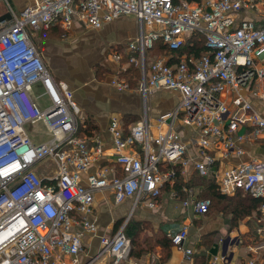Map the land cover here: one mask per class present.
<instances>
[{
	"label": "built area",
	"instance_id": "built-area-1",
	"mask_svg": "<svg viewBox=\"0 0 264 264\" xmlns=\"http://www.w3.org/2000/svg\"><path fill=\"white\" fill-rule=\"evenodd\" d=\"M0 3L7 6L0 14V264H96L105 255L110 264H137L126 223L101 237L96 257L81 259L84 236L98 229L93 217L101 191L111 192L117 204L131 199V214L140 206L156 209L167 193L185 211L205 215L211 200L199 198L198 186L184 187L185 198L175 190L180 176L189 181L197 173L225 195L242 191L264 199V158L227 165L232 155H246V143L264 141V115L251 100L264 89V20L258 24L241 15L254 10L256 0H32L17 8L11 0ZM124 16L137 20L139 32L124 49L129 61L123 64L118 50L114 61L122 71L132 63L140 68L137 90L145 101L161 90L178 93L180 101L155 126L148 103L129 129L113 117V164L90 172L104 146L96 139L90 147L77 134L80 108L73 92L55 80L34 37L53 25L99 29ZM196 34L205 38L207 52L176 57L173 51ZM158 40L170 53L150 59ZM111 85L133 88L119 76ZM35 125H42L46 139L30 136L28 127ZM170 237L187 264H195L194 250L185 247L189 225ZM219 260L226 259L212 264Z\"/></svg>",
	"mask_w": 264,
	"mask_h": 264
},
{
	"label": "crops",
	"instance_id": "crops-1",
	"mask_svg": "<svg viewBox=\"0 0 264 264\" xmlns=\"http://www.w3.org/2000/svg\"><path fill=\"white\" fill-rule=\"evenodd\" d=\"M30 1L32 0H15L19 6ZM256 5L254 10H244L241 15L244 19H251L260 24L264 20V0H256ZM138 32L137 20L132 16H124L104 22L99 29L74 23L70 31H64L53 25L34 37L35 44L55 80L67 82L73 92L74 100L80 108L78 121L81 128L77 134L86 139L90 147H96V139L104 146L105 154L95 159L90 172L113 164V141L109 130L113 117H118L124 128L129 129L134 123L127 122L126 117L141 119L144 103H148L149 119L155 126L157 118L174 109L180 101L178 93L169 90L156 91L145 101L135 87L132 90L119 91L111 85L115 76L123 78L122 70L113 59V53L124 50ZM82 38H85L84 41ZM39 88L38 86L36 89ZM251 100L254 108L264 115V89L259 88L258 97H251ZM245 147L246 155L241 158L232 155L227 160V165L247 160L251 156L264 158L263 139L248 142ZM198 189L201 192L200 186ZM95 207L93 218L98 229L95 234L86 233L84 236L81 259L85 262L98 255L102 236H113L125 223L127 226L130 220H135L143 224L141 243L146 237L155 236L154 233L159 231L155 230L156 228L167 226L168 231L178 232L183 225H189V240L185 247L194 250L192 261L195 264H212L215 258L221 256L226 260H219L216 264H248L251 260H254L255 264H264L262 210L260 216L254 212L252 216L247 217L248 221L240 219L234 226L231 214L226 215L216 209L208 215H196L191 209L185 211L181 203L172 201L167 193H164L156 209L140 206L131 214V199L117 204L111 192L101 191L96 194ZM149 226L151 229L147 230ZM224 228L229 231L227 236L221 234ZM250 231H259L260 235L256 234L259 239H254L253 234L250 236ZM205 235L213 238L209 246L203 244ZM227 237L230 240L225 251ZM202 253L205 259H196L197 254ZM110 260L108 255L101 256L96 264H110ZM132 260L137 264H187L184 250L175 245H172L169 253L157 245L145 252L141 258L132 257Z\"/></svg>",
	"mask_w": 264,
	"mask_h": 264
},
{
	"label": "trees",
	"instance_id": "trees-1",
	"mask_svg": "<svg viewBox=\"0 0 264 264\" xmlns=\"http://www.w3.org/2000/svg\"><path fill=\"white\" fill-rule=\"evenodd\" d=\"M178 2L179 0H175ZM190 2H200L201 0H188ZM123 53V64L127 63L130 56L124 52L123 49L119 50ZM207 52L205 47V38L202 35L196 34L189 37L185 47L173 51L176 57H180L184 53L188 55H194L196 58L200 57L203 53ZM170 50L163 44L162 40L156 41L155 48L153 49L151 56L165 55L169 54ZM140 68L135 64L128 65L125 71L121 72L122 79L127 80L130 85L137 88L140 80ZM127 122L135 123L138 122V117L132 119L127 118ZM81 128V123L78 121V130ZM188 186H200L201 192L199 193V198H208L211 200V207L209 212L215 211L216 209L223 211L226 215L231 214L235 226L238 224L239 220L246 217L252 216L255 212L257 216H260L261 205L264 203L263 198H254L249 193H243L242 191L236 192L234 195H225L217 187L216 183L210 178H204L197 173L192 174L189 181L185 180L183 176H180L175 190L179 193L182 198H185L187 194L183 191L184 187ZM126 235L130 238L132 242V253L131 257L137 259L153 249L155 246H161L165 252L169 253L173 243L170 237L171 233H176V231H168L167 226H163L159 229L157 235L146 237L141 243V235L144 232L143 224L135 220H130L125 228ZM213 238L209 235L204 236L203 244L205 246L211 245ZM196 259H205V255L197 254Z\"/></svg>",
	"mask_w": 264,
	"mask_h": 264
},
{
	"label": "rangeland",
	"instance_id": "rangeland-1",
	"mask_svg": "<svg viewBox=\"0 0 264 264\" xmlns=\"http://www.w3.org/2000/svg\"><path fill=\"white\" fill-rule=\"evenodd\" d=\"M11 2L13 3V5L17 8V5H16V2L15 0H11ZM7 11V6L4 4V3H0V14L1 13H4ZM41 31V30H40ZM39 31V32H40ZM39 32H37L36 34H39ZM85 38H82V40L84 41ZM84 44V43H83ZM151 53L150 52V59H152V56H151ZM99 66V65H98ZM95 67V66H94ZM40 88L39 89H36V92L35 94L39 95L41 93H43V88L41 86H39ZM47 103H48V97L47 96H43L41 99H40V104L43 106V107H46L47 106ZM138 119H140V117H138ZM30 128V129H29ZM28 132L30 134V136L35 139V140H43V139H46L45 137V131L43 132V127L42 125H35V126H32V127H28ZM245 194V193H244ZM243 220H246L248 221V218H244ZM249 223H251V220H249ZM148 229H151V227L149 226L147 228ZM155 230H159L158 228H156ZM155 232V231H154ZM229 233L228 229L227 228H224L223 231H222V236H227ZM155 235H157V232L154 233ZM253 234V236H252ZM256 234H259V231L255 233V231H250V236H252L254 239L255 238H258L259 239V236L256 237ZM260 235V234H259Z\"/></svg>",
	"mask_w": 264,
	"mask_h": 264
},
{
	"label": "water",
	"instance_id": "water-1",
	"mask_svg": "<svg viewBox=\"0 0 264 264\" xmlns=\"http://www.w3.org/2000/svg\"><path fill=\"white\" fill-rule=\"evenodd\" d=\"M8 18L10 17L9 15H6ZM3 18V17H2ZM2 18H0V20L2 19ZM229 237H227L226 239H225V251H226V245L229 243Z\"/></svg>",
	"mask_w": 264,
	"mask_h": 264
}]
</instances>
